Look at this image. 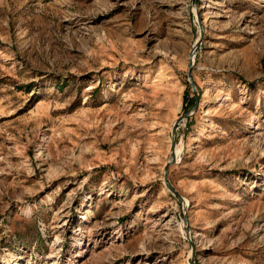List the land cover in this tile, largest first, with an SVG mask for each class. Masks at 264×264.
Returning <instances> with one entry per match:
<instances>
[{"label": "rangeland", "instance_id": "1", "mask_svg": "<svg viewBox=\"0 0 264 264\" xmlns=\"http://www.w3.org/2000/svg\"><path fill=\"white\" fill-rule=\"evenodd\" d=\"M0 264H264V0H0Z\"/></svg>", "mask_w": 264, "mask_h": 264}, {"label": "water", "instance_id": "2", "mask_svg": "<svg viewBox=\"0 0 264 264\" xmlns=\"http://www.w3.org/2000/svg\"><path fill=\"white\" fill-rule=\"evenodd\" d=\"M191 85L193 86V84H192V81H191ZM197 105V102L195 103V106ZM172 162H174V159L172 158V160L170 161V162H168V163H172ZM166 173H167V167H165V177H166ZM167 187L169 188V189H171L172 191H174L172 188H170V186L167 184ZM175 192V191H174ZM176 195L180 198V195H178L177 193H176Z\"/></svg>", "mask_w": 264, "mask_h": 264}, {"label": "bare ground", "instance_id": "3", "mask_svg": "<svg viewBox=\"0 0 264 264\" xmlns=\"http://www.w3.org/2000/svg\"><path fill=\"white\" fill-rule=\"evenodd\" d=\"M200 133H201V131H200ZM8 259V258H7Z\"/></svg>", "mask_w": 264, "mask_h": 264}]
</instances>
